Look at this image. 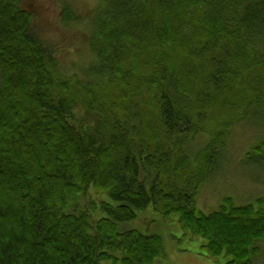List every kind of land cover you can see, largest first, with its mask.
I'll use <instances>...</instances> for the list:
<instances>
[{
    "label": "trees",
    "instance_id": "16d2710c",
    "mask_svg": "<svg viewBox=\"0 0 264 264\" xmlns=\"http://www.w3.org/2000/svg\"><path fill=\"white\" fill-rule=\"evenodd\" d=\"M180 1H101L90 71L115 97L102 111L87 101L86 111L99 114L93 128L71 124L76 99L63 96L62 82L65 92L54 89L55 61L30 30L32 14L19 0H0V264H156L163 240L119 227L146 212L176 215L207 259L248 264L259 253L263 199L256 207L225 200L205 214L176 175L212 172L194 164L189 137L214 141V130L245 120L253 105L264 110V0H199V12ZM185 11L198 21H187L176 43L164 19ZM177 49L183 60L172 59ZM260 85L250 105L239 104ZM144 94L147 118L134 105ZM257 148L264 159V139Z\"/></svg>",
    "mask_w": 264,
    "mask_h": 264
},
{
    "label": "rangeland",
    "instance_id": "374dc122",
    "mask_svg": "<svg viewBox=\"0 0 264 264\" xmlns=\"http://www.w3.org/2000/svg\"><path fill=\"white\" fill-rule=\"evenodd\" d=\"M101 1L19 0L20 8L32 14L30 24L32 34L39 40L51 59L55 61L54 89L59 94H61L60 91L63 93L67 89L63 96L68 98L71 96L76 99V108L71 119V124L75 127H95L99 114H90L86 111L88 108L86 103L90 98L94 101L92 107L96 111H102L112 105L115 97H112L114 90H110L112 86L106 81V83H101L104 79L94 77L90 71L92 67L96 68L97 66L95 65L97 58H95L91 47V38L93 28L97 27L95 19L101 12ZM198 1L181 0L180 2L184 8L186 6L188 11L191 8L198 11L202 7L201 3L199 6L195 5ZM66 9L71 12L67 13ZM176 17L178 15L174 14L164 19L167 27V32H164L167 38L178 43L179 37L185 36L183 29L187 21L194 23L198 20L197 17L191 19L186 11L184 14L186 18L179 16L177 23L174 24L173 19ZM168 29L171 32H168ZM150 50L156 51L155 48ZM170 51L173 55L172 59H176L175 57L178 55L183 60L185 49ZM128 55L132 56V52L129 51L127 54L129 58ZM208 57V60L213 59L209 54ZM207 61L203 60L205 63ZM60 82L66 86L63 91L64 85ZM259 87L263 89L261 85L249 88L246 98L241 97L239 104L244 107L245 104L250 105ZM57 92L56 95H58ZM212 96L216 97L215 91H212ZM147 100L148 96L144 94L134 104L145 113L146 118L149 112H153L152 108L145 105ZM231 101L232 99H229V104ZM253 106L255 107L250 109L245 120L228 129L226 126L221 127V132H217V135L214 130V141L212 137L202 133L188 138L191 150L197 153L195 155L197 157L193 158L194 164L198 168L205 163L210 165L209 168L212 170L211 173L207 170L203 176L204 167L200 169L188 168L181 172L182 175H176L182 177L184 185H188L190 182V189H195L193 208H196L197 211L205 214L218 211L220 206L225 204V200L236 207L250 205L256 207L259 200H264V159L261 156L262 150L257 148V145L264 139V120H261L263 119L261 113L264 110L259 105ZM241 110L245 109L241 108ZM155 113L157 114V111ZM124 117L125 115L122 116V119ZM231 117L232 114L230 119ZM166 143L168 148H174L171 141L168 140ZM184 144L177 146L178 149L182 148L186 155L192 154L189 146L187 144L183 146ZM206 145L210 150L203 152ZM187 156L188 160L192 159V155ZM213 156L215 158L210 162L209 158ZM180 186L182 185L178 184V187ZM95 197L99 198L97 195ZM83 205H86L85 200ZM119 227L120 230H133L145 236L158 235L163 240L165 256L162 259H157L156 264H231L230 257L226 254H221L215 260L207 259L203 255L206 251L203 248L204 242L198 237L184 233L176 215H172L169 220H166L159 213L146 212L140 214L136 220L123 223ZM258 247L259 253L255 257L253 255L249 257L246 260L250 262L248 264H251V260L252 264H264V242H260ZM106 263L111 264L101 262V264Z\"/></svg>",
    "mask_w": 264,
    "mask_h": 264
},
{
    "label": "bare ground",
    "instance_id": "6f19581e",
    "mask_svg": "<svg viewBox=\"0 0 264 264\" xmlns=\"http://www.w3.org/2000/svg\"><path fill=\"white\" fill-rule=\"evenodd\" d=\"M142 213V212H141Z\"/></svg>",
    "mask_w": 264,
    "mask_h": 264
}]
</instances>
